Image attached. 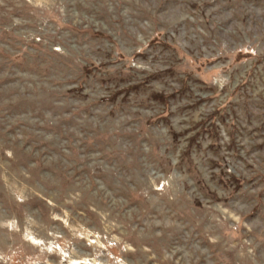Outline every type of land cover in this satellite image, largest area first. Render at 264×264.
Listing matches in <instances>:
<instances>
[{
    "label": "rangeland",
    "instance_id": "374dc122",
    "mask_svg": "<svg viewBox=\"0 0 264 264\" xmlns=\"http://www.w3.org/2000/svg\"><path fill=\"white\" fill-rule=\"evenodd\" d=\"M0 264H264V0H0Z\"/></svg>",
    "mask_w": 264,
    "mask_h": 264
}]
</instances>
